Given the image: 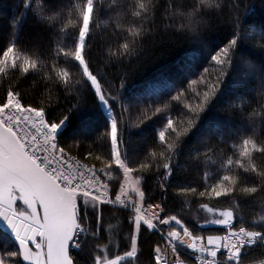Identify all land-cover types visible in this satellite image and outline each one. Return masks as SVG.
Masks as SVG:
<instances>
[{"label":"trees","instance_id":"trees-1","mask_svg":"<svg viewBox=\"0 0 264 264\" xmlns=\"http://www.w3.org/2000/svg\"><path fill=\"white\" fill-rule=\"evenodd\" d=\"M12 99L62 127L59 147L107 173L112 201L128 183L116 144L146 207L160 203L202 239L228 231L197 212H231L233 231L260 236L239 263L264 264V0H0V109ZM11 195L3 204L22 218ZM74 204L85 232L74 264H155L167 245L124 209L82 195ZM39 242L0 226V261L31 264L24 254L40 250L45 264Z\"/></svg>","mask_w":264,"mask_h":264},{"label":"built area","instance_id":"built-area-1","mask_svg":"<svg viewBox=\"0 0 264 264\" xmlns=\"http://www.w3.org/2000/svg\"><path fill=\"white\" fill-rule=\"evenodd\" d=\"M11 104H16V106H12L8 118L0 117L1 124L15 135L27 155L68 192L90 196L110 206L124 209L135 218L139 214L149 223L154 222L158 218L155 215H157V212L160 213L161 207L159 204L146 207L143 194L140 193V196L134 197L129 194L127 187L122 188V194L116 201H112L109 197L107 182H102L100 178L104 171L91 169L71 158L58 146L59 128L50 126L44 115L23 108L16 99H12L6 107L0 109V112L7 110ZM18 107L21 108L22 112L17 110ZM29 115H37L39 118L35 116L29 117ZM126 171L127 173H125ZM123 174L129 177L131 171L125 168ZM157 207L159 208L158 210ZM162 219L166 218L163 216L161 221H164ZM165 228L160 227L159 230H156L167 243L165 247L158 248L155 251L156 264H180L183 261L181 256L183 253L192 254L191 256L196 259L198 264H218L223 262L219 260L221 258L217 255L219 254L218 252L225 254V251L212 250V254L208 256L204 253V249H197L194 246H183L179 242L170 241V238L164 234ZM230 228H232V225ZM235 233L246 234L247 232L245 229H240ZM231 234L227 236V239L231 237ZM83 236L84 232L78 229L75 233L74 247L79 245V241ZM235 245L236 243L232 244L229 249H232ZM214 253L215 256L213 257ZM209 257L213 259L208 261Z\"/></svg>","mask_w":264,"mask_h":264},{"label":"rangeland","instance_id":"rangeland-1","mask_svg":"<svg viewBox=\"0 0 264 264\" xmlns=\"http://www.w3.org/2000/svg\"><path fill=\"white\" fill-rule=\"evenodd\" d=\"M88 17H89V15H88ZM86 23H88V21ZM84 30H85L84 33H86L87 28L85 27ZM89 79L92 82L97 94L100 96V87H99L98 83L95 80L91 79L90 77H89ZM102 103H103V107L107 111L108 115L111 116V113H110V110L108 109V106L105 104L104 101H102ZM12 106H16V104H11L7 110L0 112V117L1 118H8L10 115L9 111L12 108ZM17 110L19 112H22L21 108H19V107ZM33 116H35V115H29V117H33ZM35 117L39 118V116H37V115ZM56 127L59 128L58 132H60L62 127L61 126H56ZM113 136H115V132H113ZM115 161H116V164L119 167L120 171L123 173L125 168H124V165H123V163L119 157L118 148H117L116 144H115ZM125 173H127V171ZM125 177L128 180L126 187L129 190V194L134 196V197L140 196V192H141L140 181L135 179L132 176L127 177L125 175ZM100 178H101L102 182H108L107 173L103 172L100 175ZM14 190H17L18 193L15 192ZM10 193H12V195H11V197H12L11 204L12 205H14V203H16V199L17 200L22 199V201L26 205L24 208L20 209L22 218L19 216H16L14 213H12V211L9 208L6 207V204L9 201ZM71 195L73 197V207H74L75 206L74 205L75 196H77L79 194L71 193ZM83 197H86V196L84 195ZM109 197H110V195H109ZM96 200H98V199H96ZM98 201H100V200H98ZM3 203H6V204H3ZM0 206L9 210L10 215H12L14 218L18 219L19 221L23 222L24 224L29 225V226H31L37 230V237L33 242H29L26 239H23L19 234L7 231L9 234H11L12 236L18 238L19 240H21L25 243H29V244L33 245V246H37L38 239H40L39 245L42 246L43 240L46 238V233H44V235H40V230L42 229L44 224H43V221H42V223H37L38 220L40 221V218H39V214H38L39 206H38V203L35 199V196L33 195L30 188L24 182H22L21 180H19L18 178L14 177V176H12L11 174H9L5 170H3L1 167H0ZM154 206H156V205H154ZM158 209L159 208L157 207V210ZM162 211L163 210L160 209L161 214L159 212H157V215H155V216H156V218L158 216V218L156 220H154V222H152V223L147 222V220L144 217L140 216L139 214L138 215L135 214L136 216H138L135 219V223H136L135 229L138 231L140 221L144 222L145 224H147L150 228L154 229L155 231L159 230L160 227H166L164 234L168 238H170V241H172V242H175V243L179 242L183 246L184 245L185 246H191V247L194 246L197 249H204V253L207 254L208 256L212 254V252H211L212 250L217 251L219 249L220 251H225L226 252L225 254L218 252L219 254L217 256L222 257V259H219V260L223 261L222 263H218V264H240L239 263V257H240V254L242 253L244 247L256 244V242L258 241V238H260L259 235H254L252 237L251 235H249V233L239 234V233L232 232L231 237L229 239H227V236H229L230 235L229 233L232 231V228L229 229V227L231 225L233 227L231 212H228V211L214 212V211L210 210L209 208H206V209L202 210V212L200 211V212H197L195 214V218L197 219V221L198 222L200 221L204 225H209V226H211V225L225 226L227 231L229 232V233L225 234L224 236L211 237L212 239L207 243V241H204L202 238L195 239L189 233V231L184 227V225L177 220L167 218V219H162L164 221H161V218L163 216H165L164 211L163 212ZM159 217H160V219H159ZM0 226L3 227L1 224H0ZM3 229H4V227H3ZM41 238H43V240ZM195 240H197V241L195 242ZM234 243H236V245L233 246L232 249H229V247ZM39 251L40 250H38V252L36 254L27 252L24 254V256H26V258L29 260V262L31 264H42L43 263V257L41 255V253H39ZM214 256H215V253L213 254V257ZM128 258L129 257H127V259ZM212 259L213 258L209 257L208 261H211ZM118 261L121 263L122 260L118 259ZM0 264H3V263L0 261ZM45 264H46V261H45ZM155 264H156V261H155ZM180 264H185V263L182 261ZM211 264H215V263H211Z\"/></svg>","mask_w":264,"mask_h":264},{"label":"water","instance_id":"water-1","mask_svg":"<svg viewBox=\"0 0 264 264\" xmlns=\"http://www.w3.org/2000/svg\"><path fill=\"white\" fill-rule=\"evenodd\" d=\"M0 167L24 182L38 203L45 230L46 264H74L76 231L72 195L34 162L15 135L0 123Z\"/></svg>","mask_w":264,"mask_h":264},{"label":"bare ground","instance_id":"bare-ground-1","mask_svg":"<svg viewBox=\"0 0 264 264\" xmlns=\"http://www.w3.org/2000/svg\"><path fill=\"white\" fill-rule=\"evenodd\" d=\"M0 224L4 227L6 231L19 234L23 239H26L29 242H33L37 237L36 229L14 218L12 215H10L9 210L1 206H0ZM182 255H186L187 257H190L192 260H194L195 264H198L196 259L191 256L192 254L183 253Z\"/></svg>","mask_w":264,"mask_h":264},{"label":"snow or ice","instance_id":"snow-or-ice-1","mask_svg":"<svg viewBox=\"0 0 264 264\" xmlns=\"http://www.w3.org/2000/svg\"><path fill=\"white\" fill-rule=\"evenodd\" d=\"M235 44H236V41L233 40L230 45H228L227 47H225L219 54H217V56L215 57V60L218 63H220V64H224V63L228 62L227 61V57L230 54V48L233 45H235ZM185 130H187V129H185ZM235 183H236V181L233 180V184H235ZM246 191L254 192V191H256V189H254V188L253 189H246ZM37 223H41V222L38 220ZM45 230H47V224H44L43 225L42 229L40 230V235H44ZM249 235L254 236L256 234L255 233H249Z\"/></svg>","mask_w":264,"mask_h":264},{"label":"crops","instance_id":"crops-1","mask_svg":"<svg viewBox=\"0 0 264 264\" xmlns=\"http://www.w3.org/2000/svg\"><path fill=\"white\" fill-rule=\"evenodd\" d=\"M212 238L211 237H209V238H207V239H203L204 241H207V243L211 240Z\"/></svg>","mask_w":264,"mask_h":264}]
</instances>
